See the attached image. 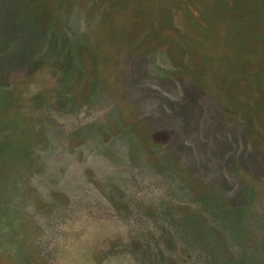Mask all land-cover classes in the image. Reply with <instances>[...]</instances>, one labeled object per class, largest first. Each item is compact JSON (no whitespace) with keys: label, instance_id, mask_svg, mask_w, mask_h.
<instances>
[{"label":"rangeland","instance_id":"obj_1","mask_svg":"<svg viewBox=\"0 0 264 264\" xmlns=\"http://www.w3.org/2000/svg\"><path fill=\"white\" fill-rule=\"evenodd\" d=\"M0 264H264V0H0Z\"/></svg>","mask_w":264,"mask_h":264},{"label":"trees","instance_id":"obj_2","mask_svg":"<svg viewBox=\"0 0 264 264\" xmlns=\"http://www.w3.org/2000/svg\"><path fill=\"white\" fill-rule=\"evenodd\" d=\"M215 8V9H214ZM214 8H211L210 9V12L212 13V14H215L216 13V15L218 14H220V13H222L223 11H225L226 10V8L225 7H223L221 4H216L215 6H214ZM222 10V11H221Z\"/></svg>","mask_w":264,"mask_h":264}]
</instances>
